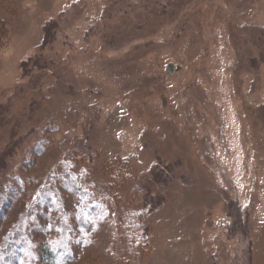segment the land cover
Listing matches in <instances>:
<instances>
[{
    "label": "rangeland",
    "instance_id": "374dc122",
    "mask_svg": "<svg viewBox=\"0 0 264 264\" xmlns=\"http://www.w3.org/2000/svg\"><path fill=\"white\" fill-rule=\"evenodd\" d=\"M0 264H264V0H0Z\"/></svg>",
    "mask_w": 264,
    "mask_h": 264
},
{
    "label": "water",
    "instance_id": "95a60500",
    "mask_svg": "<svg viewBox=\"0 0 264 264\" xmlns=\"http://www.w3.org/2000/svg\"><path fill=\"white\" fill-rule=\"evenodd\" d=\"M167 69H168L169 72H172L173 64L169 63L168 66H167Z\"/></svg>",
    "mask_w": 264,
    "mask_h": 264
}]
</instances>
